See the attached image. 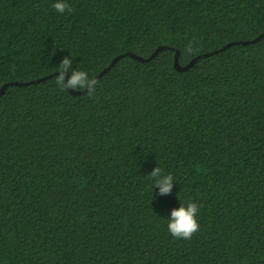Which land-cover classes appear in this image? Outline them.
I'll return each mask as SVG.
<instances>
[{"label": "trees", "instance_id": "16d2710c", "mask_svg": "<svg viewBox=\"0 0 264 264\" xmlns=\"http://www.w3.org/2000/svg\"><path fill=\"white\" fill-rule=\"evenodd\" d=\"M57 2L0 0V87L169 49L121 57L91 94L60 73L7 86L0 264H264V36L173 66L262 34L264 0ZM188 203L200 227L177 239Z\"/></svg>", "mask_w": 264, "mask_h": 264}, {"label": "clouds", "instance_id": "9594fccd", "mask_svg": "<svg viewBox=\"0 0 264 264\" xmlns=\"http://www.w3.org/2000/svg\"><path fill=\"white\" fill-rule=\"evenodd\" d=\"M57 12L63 13L67 8L69 11L72 9L69 5L59 0V2L53 5ZM190 51V49H189ZM70 63L69 58H65L59 64L60 74L56 78V83L64 90L66 89H87L91 94L94 91V81L87 77V73L84 71L76 70L73 75L68 79L67 84L64 83V71ZM160 172V168L155 169L151 177L154 178ZM172 175L169 174L163 181H156V184L162 185L161 191L167 192L171 187ZM199 211V207L195 203H188L187 207L181 205L179 209H174L171 213V219L168 223V231L171 235L177 239H191L192 235L199 230V224L196 220V213Z\"/></svg>", "mask_w": 264, "mask_h": 264}, {"label": "water", "instance_id": "95a60500", "mask_svg": "<svg viewBox=\"0 0 264 264\" xmlns=\"http://www.w3.org/2000/svg\"><path fill=\"white\" fill-rule=\"evenodd\" d=\"M264 36V32L262 34H260L259 36H257L256 38H254L253 40H250V41H237V42H231V43H228L226 44L224 47L218 49V50H214L212 52H207V53H204V54H201V55H198L194 58H192L187 64L185 65H180L179 62H178V55H179V52L178 51H175V55H174V60H173V66H174V69L176 71H179V72H183V71H187L189 68H191L200 58H205V57H209L211 55H214L230 46H233V45H248L250 43H255L257 42L258 40H260L262 37ZM165 49H169L168 47H165V46H159L158 48H156L154 50V52L147 58H143V57H140V56H137L135 54H132V53H127L125 55H119L117 57H115L111 62L110 64L105 68L103 69L96 77L93 78V81L95 82L99 77H101L103 74H105L121 57L123 56H129L131 57L132 59L138 61V62H147L149 60H151L152 58H154V56L159 53L160 51L162 50H165ZM59 74V72L53 74V75H57ZM53 75H49L47 77H42V78H39V79H36V80H32V81H28V82H10V83H7V84H4L0 87V96L5 92V89L7 88V86H11V85H14V86H26V85H30V84H36V83H39L41 81H44L48 78H51ZM67 81H68V74L65 73V76H64V83L67 84ZM71 95H82L84 94L85 92H87L88 90L87 89H82V90H73V89H66Z\"/></svg>", "mask_w": 264, "mask_h": 264}]
</instances>
